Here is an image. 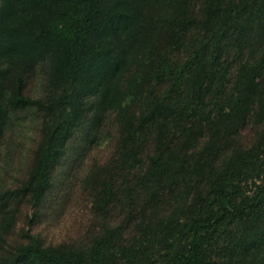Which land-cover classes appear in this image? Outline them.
Masks as SVG:
<instances>
[{
  "label": "trees",
  "instance_id": "1",
  "mask_svg": "<svg viewBox=\"0 0 264 264\" xmlns=\"http://www.w3.org/2000/svg\"><path fill=\"white\" fill-rule=\"evenodd\" d=\"M26 107L40 141L0 194L5 233L11 197L39 203L75 130L113 113L116 138L83 179L85 235L30 236L0 264H264V0H0V142Z\"/></svg>",
  "mask_w": 264,
  "mask_h": 264
},
{
  "label": "rangeland",
  "instance_id": "2",
  "mask_svg": "<svg viewBox=\"0 0 264 264\" xmlns=\"http://www.w3.org/2000/svg\"><path fill=\"white\" fill-rule=\"evenodd\" d=\"M49 72V60L33 67L26 81L29 98L43 96ZM40 113L31 107L10 110L4 137L0 142V194L17 191L30 171L32 156L40 141ZM116 128L113 113H109L99 130L87 120L74 131L65 154L52 171L51 187L38 204H28L23 198L11 197L8 202L19 210L14 225L5 233L0 228V262L4 251L11 246L27 242L35 236L44 247H58L79 241L90 225L83 194V179L95 165L105 163L113 152ZM2 202V198H0Z\"/></svg>",
  "mask_w": 264,
  "mask_h": 264
}]
</instances>
